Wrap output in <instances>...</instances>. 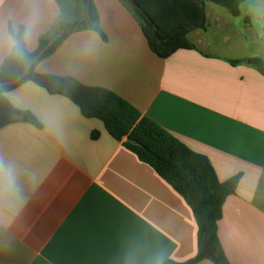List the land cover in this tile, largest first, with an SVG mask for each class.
Returning <instances> with one entry per match:
<instances>
[{
    "label": "crops",
    "instance_id": "1",
    "mask_svg": "<svg viewBox=\"0 0 264 264\" xmlns=\"http://www.w3.org/2000/svg\"><path fill=\"white\" fill-rule=\"evenodd\" d=\"M92 1L105 38L75 32L36 72L113 91L206 156L221 182L239 176L218 236L230 264H264V75L253 65L264 60V0H245L238 16L200 0L204 26L187 34L195 49L165 59L120 0ZM81 7L68 2L74 19ZM60 11L56 0H0V65L14 45L10 28H23L35 52ZM8 99L42 127L0 130V264H164L196 256L198 226L187 202L102 121L32 82Z\"/></svg>",
    "mask_w": 264,
    "mask_h": 264
},
{
    "label": "trees",
    "instance_id": "2",
    "mask_svg": "<svg viewBox=\"0 0 264 264\" xmlns=\"http://www.w3.org/2000/svg\"><path fill=\"white\" fill-rule=\"evenodd\" d=\"M56 1L60 5V14L52 29L40 37L35 52L28 50L23 28L17 31L9 29L14 45L9 56L0 65V84L13 82L28 72L20 82L0 87V130L19 122L42 127L31 113L17 109L8 99L10 92L27 82L36 84L51 95L68 98L79 107L85 118L102 121L115 140L124 141V146L140 161L152 167L191 208L198 226L197 254L185 263L167 261L164 264H198L206 260L214 264H230L220 243L218 222L222 217L226 199L236 192L240 177L221 182L206 156L192 151L113 91L85 85L73 77L37 73V64L53 55L71 34L94 30L105 38L92 0H78L82 5V13L76 19L68 8L70 0ZM120 1L138 21L150 50L158 57L165 59L179 50L195 49L187 34L191 26H204V13L197 0H134L141 10L134 6L132 0ZM208 1L225 7L233 16H238L240 6L245 0ZM68 25L73 26L48 47L53 38ZM231 64L236 65L238 61H231ZM253 65L264 75V60L254 59ZM98 136L99 132L92 133L93 139ZM126 138L132 139L136 144L126 142Z\"/></svg>",
    "mask_w": 264,
    "mask_h": 264
},
{
    "label": "water",
    "instance_id": "3",
    "mask_svg": "<svg viewBox=\"0 0 264 264\" xmlns=\"http://www.w3.org/2000/svg\"><path fill=\"white\" fill-rule=\"evenodd\" d=\"M132 2H133L134 6H135L137 9L141 10L140 6H139L134 0H132ZM197 2L200 4V6H201V8H202V11H203V13H204V8H205V3H204V1L197 0ZM146 16H147V14H146ZM147 17H148V16H147ZM89 21H90V19L87 21V23H88ZM203 23H204V17H203V22H202V24H203ZM72 26H73V25H68V26L64 29V31H62L60 34H58L57 36H55V37L53 38V40L50 42V44H49L48 47H50V46L53 45L57 40H59V39L63 36V34L65 33V31L68 30L69 28H71ZM188 29H189V30H193V29H195V27L191 26V27H189ZM155 34H157V27L155 28ZM251 62H252L251 60L248 61V63H251ZM27 72H28V71H26V73H24V75H23L22 77H20L19 79L15 80V81H13V82H8V83H4V84H11V83H17V82H20V81L26 76ZM4 84H0V87H1L2 85H4ZM125 141H126V142H129V143H132V144H136V142L133 141V140L130 139V138H126Z\"/></svg>",
    "mask_w": 264,
    "mask_h": 264
}]
</instances>
